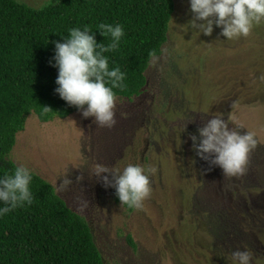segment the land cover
<instances>
[{"label": "rangeland", "instance_id": "374dc122", "mask_svg": "<svg viewBox=\"0 0 264 264\" xmlns=\"http://www.w3.org/2000/svg\"><path fill=\"white\" fill-rule=\"evenodd\" d=\"M17 1L41 8L51 0ZM173 1L162 53L150 61L139 96L115 98L113 126L101 127L80 110L46 123L30 114L8 159L54 188L71 180L56 192L86 219L105 264H227L228 254L244 248L252 264H264V25L232 40L215 25L204 35L189 26L188 0ZM213 116L255 133L239 177H223L192 148L189 133L198 136ZM129 163L156 169L150 195L132 211L94 175L97 164ZM225 215L240 221L242 237L225 234Z\"/></svg>", "mask_w": 264, "mask_h": 264}, {"label": "trees", "instance_id": "16d2710c", "mask_svg": "<svg viewBox=\"0 0 264 264\" xmlns=\"http://www.w3.org/2000/svg\"><path fill=\"white\" fill-rule=\"evenodd\" d=\"M174 10L173 0H51L41 8L0 0V176L11 174L15 163L8 156L30 114L46 123L79 111L54 92L58 72L49 63L54 41L63 42L71 27L88 25L97 43L106 44L96 26L122 25L118 49L105 55L110 68L119 66L125 73V87L114 89L115 98L130 100L146 86V70L162 53ZM29 188L31 204L0 216V264H105L86 219L41 176L33 173ZM114 200L120 203L115 194ZM242 212L255 224L249 209ZM225 217V234L235 230L242 237L240 221ZM128 242L134 245L130 237Z\"/></svg>", "mask_w": 264, "mask_h": 264}, {"label": "clouds", "instance_id": "9594fccd", "mask_svg": "<svg viewBox=\"0 0 264 264\" xmlns=\"http://www.w3.org/2000/svg\"><path fill=\"white\" fill-rule=\"evenodd\" d=\"M193 13L189 26L199 33L211 35L213 25L220 28V35L226 40L247 37L253 26L264 21V0H188ZM96 29L108 42L97 43L88 25L71 27L63 42L54 41V55L49 63L57 69L54 92L68 105L75 106L83 118L93 117L101 127L115 124L114 89L125 87V73L119 66L109 67L105 53L118 49L124 35L119 23H99ZM149 58L154 56L148 52ZM264 80V76L260 77ZM44 107V111H48ZM196 134L189 133L196 155L221 169L222 175L239 177L246 171L248 154L257 145L255 133L229 128L225 119L209 118ZM198 141V142H197ZM156 169L144 168L129 163L122 169L97 164L94 175L104 187L115 190L120 205L129 209H140L150 195L149 173ZM107 174V175H103ZM33 172L23 164H15L11 174L7 171L0 176V216L11 209L33 200L29 185ZM71 180H60L54 191L61 190ZM227 264H252V253L247 249L233 250L225 257Z\"/></svg>", "mask_w": 264, "mask_h": 264}]
</instances>
